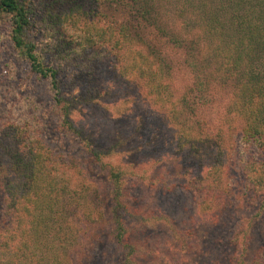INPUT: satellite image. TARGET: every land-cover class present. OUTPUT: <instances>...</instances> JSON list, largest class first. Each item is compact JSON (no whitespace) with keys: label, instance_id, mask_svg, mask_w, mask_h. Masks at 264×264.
<instances>
[{"label":"trees","instance_id":"trees-1","mask_svg":"<svg viewBox=\"0 0 264 264\" xmlns=\"http://www.w3.org/2000/svg\"><path fill=\"white\" fill-rule=\"evenodd\" d=\"M34 2L0 0V24L8 23L18 57L51 83L59 128L87 157L55 153L37 115L0 126V264H103L99 251L108 245L119 248L124 264H135L127 222L137 214L123 198L124 172L73 125L60 71L30 36L38 24ZM44 7L40 24L52 51L120 53L121 80L140 83L139 98L163 116L177 146L193 162L205 160L194 184L204 193L197 209L205 220L227 216L234 205L235 152L246 188L264 191V0H49ZM147 31L153 38L143 37ZM164 55L178 56L191 74L184 89L174 83L176 62ZM251 264H264V248Z\"/></svg>","mask_w":264,"mask_h":264},{"label":"rangeland","instance_id":"rangeland-1","mask_svg":"<svg viewBox=\"0 0 264 264\" xmlns=\"http://www.w3.org/2000/svg\"><path fill=\"white\" fill-rule=\"evenodd\" d=\"M34 1L38 24L30 36L48 53L45 63L60 71L61 94L74 106L73 125L82 127L96 148L108 152L106 161L124 172L123 198L137 214L127 222L131 240L137 244L135 264H251L264 248V191L257 194L246 188L241 158L235 152L232 160L230 180L237 188L232 209L223 218L211 214L205 220L197 209L204 193L199 184L194 185L199 172L200 176L205 173V160L193 162L188 151L177 146L176 133L163 116L139 98L140 83L136 88L137 84L121 80L120 53L103 48L66 57L52 51L51 40L46 44V26L40 24L49 0ZM8 27L7 22L0 24V126L37 115L48 147L55 153L86 158L78 139L59 128L51 83L18 57ZM143 37L153 35L147 31ZM164 58L176 62L174 83L184 89L183 81L191 74L178 56ZM259 159L264 162V156ZM94 176L100 179L97 171ZM2 208L0 200V218ZM99 257L103 264H124L123 254L114 245L100 249Z\"/></svg>","mask_w":264,"mask_h":264}]
</instances>
